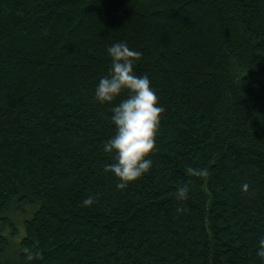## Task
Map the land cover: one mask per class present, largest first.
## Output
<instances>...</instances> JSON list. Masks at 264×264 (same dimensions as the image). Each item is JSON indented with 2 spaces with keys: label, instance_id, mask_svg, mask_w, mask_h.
I'll return each mask as SVG.
<instances>
[{
  "label": "trees",
  "instance_id": "1",
  "mask_svg": "<svg viewBox=\"0 0 264 264\" xmlns=\"http://www.w3.org/2000/svg\"><path fill=\"white\" fill-rule=\"evenodd\" d=\"M115 41L166 109L123 189L103 145L128 93H94ZM261 236L264 0H0V264H264Z\"/></svg>",
  "mask_w": 264,
  "mask_h": 264
},
{
  "label": "clouds",
  "instance_id": "2",
  "mask_svg": "<svg viewBox=\"0 0 264 264\" xmlns=\"http://www.w3.org/2000/svg\"><path fill=\"white\" fill-rule=\"evenodd\" d=\"M107 53L111 58L109 74L99 79L94 93L101 103L112 102L125 90L128 93L112 106L115 132L103 145L105 152L114 153V160L106 163L105 168L119 178L117 186L123 189L151 170V154L156 149V137L166 109L149 75H139L135 70L142 51L130 47L126 41H115L108 46ZM189 170L197 176L207 174L206 168ZM243 188H248L246 182ZM176 191L178 196L186 197L188 187L179 186ZM94 199L89 195L82 202L91 205ZM259 243L256 255L264 259V236L260 237Z\"/></svg>",
  "mask_w": 264,
  "mask_h": 264
}]
</instances>
